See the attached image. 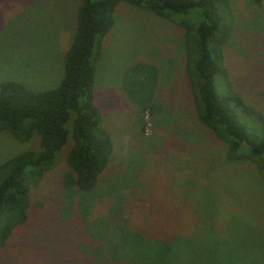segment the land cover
<instances>
[{"label": "rangeland", "instance_id": "rangeland-1", "mask_svg": "<svg viewBox=\"0 0 264 264\" xmlns=\"http://www.w3.org/2000/svg\"><path fill=\"white\" fill-rule=\"evenodd\" d=\"M78 2L0 0V81L32 91L58 84ZM229 6L225 76L214 77L216 92L236 93L264 116V0ZM111 20L94 46L92 86L99 125L111 139L107 165L92 193L65 189L70 141L62 146L56 164L30 187L28 218L0 248V264H83L94 241L107 257L112 237L130 249L116 264H264V178L253 162L230 160L227 144L198 121L184 29L125 1ZM238 116L246 131L264 134L263 121ZM26 148H37L35 135L20 142L0 131V162ZM110 209L139 237L132 230L116 236L99 218ZM127 252L133 256L125 260Z\"/></svg>", "mask_w": 264, "mask_h": 264}, {"label": "trees", "instance_id": "trees-1", "mask_svg": "<svg viewBox=\"0 0 264 264\" xmlns=\"http://www.w3.org/2000/svg\"><path fill=\"white\" fill-rule=\"evenodd\" d=\"M119 1L172 19L184 29V70L198 121L227 144L230 160L253 162L264 178V134L246 131L238 113L251 115L257 124L264 122V116L246 106L238 94L216 92L214 77L225 76L221 45L232 29L229 0H79L58 84L32 91L14 81H0V131L9 132L20 142L37 137L35 150L17 151L0 162V248L13 229L26 222L30 187L56 164L59 149L68 141L69 171L61 182L65 189L92 193L98 175L107 165L112 145L110 136L99 125L100 113L93 102V55L96 42L112 24V10ZM114 217L111 209L107 215L99 216L118 237L119 230H132L123 219L115 221ZM96 237V233L88 235L89 241ZM186 239L190 241L189 235ZM145 241L156 242L157 238ZM118 242L116 237L111 238L109 253L104 257L102 245L95 247L101 243L94 241L83 264L118 263L122 251L130 250H126L127 243L122 244L127 248H121ZM132 256L127 252L125 260Z\"/></svg>", "mask_w": 264, "mask_h": 264}]
</instances>
